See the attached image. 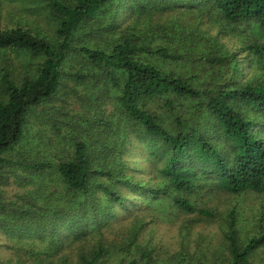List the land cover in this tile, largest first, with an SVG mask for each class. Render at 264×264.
Wrapping results in <instances>:
<instances>
[{
	"label": "trees",
	"instance_id": "trees-1",
	"mask_svg": "<svg viewBox=\"0 0 264 264\" xmlns=\"http://www.w3.org/2000/svg\"><path fill=\"white\" fill-rule=\"evenodd\" d=\"M39 2L49 34L0 16V232L11 248L31 264L112 254L119 264H253L264 225L231 212L222 249L209 252L192 231L215 211L193 199L264 191V0ZM9 172L27 188L14 200L2 189ZM161 200L197 212L179 251L142 240L138 215L106 237Z\"/></svg>",
	"mask_w": 264,
	"mask_h": 264
},
{
	"label": "rangeland",
	"instance_id": "rangeland-1",
	"mask_svg": "<svg viewBox=\"0 0 264 264\" xmlns=\"http://www.w3.org/2000/svg\"><path fill=\"white\" fill-rule=\"evenodd\" d=\"M41 8L39 0H0L1 23L4 27L26 26L39 34H49L53 31L54 26L49 22ZM241 27L246 30L250 28L247 24ZM248 33H250V30H248ZM223 38L228 43L233 42V38L229 34L223 36ZM255 72L261 78H264V72ZM141 167L143 174L139 178L150 179V172L146 169V165H141ZM12 174V172H9L11 177L2 186L5 197L9 200H14L18 194H23L27 190ZM17 175H25V173L21 169L18 170ZM150 181L152 184L156 182L154 179H150ZM193 202L197 208L204 207L215 211L216 219L211 222L205 220L196 223L192 231V240L194 241L200 236L202 238L201 245L204 246L203 248L209 249V252L222 249V225L224 219L231 212H236L246 221L256 220V223L264 225V191L250 190L241 194H230L222 190L205 191L196 195ZM136 215L147 224L146 229L141 233V239L150 241L154 246L168 253L179 251L180 229L183 223L187 219L198 216L197 212L183 213L170 200H161L160 203L157 202V204L150 206L147 211H135L131 215H124L114 225L115 230L113 232L107 231L106 237L114 239V232L133 223ZM193 241L192 251L195 249ZM11 242L7 235L0 232V262L5 264H31L32 260L30 261L26 254L21 253V255H18L17 250L11 248ZM163 258H165V254ZM120 260V255L112 254L108 256L104 264H119ZM252 261L253 264H264V248L258 250V254L252 258Z\"/></svg>",
	"mask_w": 264,
	"mask_h": 264
}]
</instances>
